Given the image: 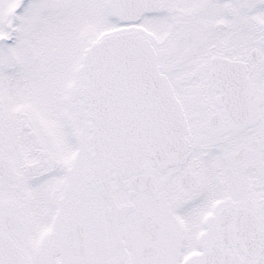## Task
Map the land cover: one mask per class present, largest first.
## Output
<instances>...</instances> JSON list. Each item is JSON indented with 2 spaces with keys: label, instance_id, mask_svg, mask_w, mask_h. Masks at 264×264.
<instances>
[{
  "label": "snow or ice",
  "instance_id": "6c2138e0",
  "mask_svg": "<svg viewBox=\"0 0 264 264\" xmlns=\"http://www.w3.org/2000/svg\"><path fill=\"white\" fill-rule=\"evenodd\" d=\"M0 264H264V0H0Z\"/></svg>",
  "mask_w": 264,
  "mask_h": 264
}]
</instances>
